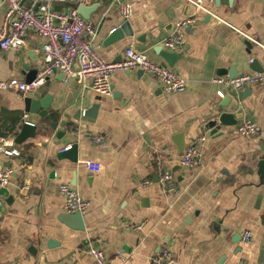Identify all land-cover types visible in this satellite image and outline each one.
<instances>
[{
  "label": "crops",
  "instance_id": "0c3cea01",
  "mask_svg": "<svg viewBox=\"0 0 264 264\" xmlns=\"http://www.w3.org/2000/svg\"><path fill=\"white\" fill-rule=\"evenodd\" d=\"M202 1L204 10L183 30L175 51L162 43L177 21L195 14L187 0L88 5H96L88 21L97 26L93 47L101 58L117 61L132 47L161 65L159 48L176 53L168 68L185 83L179 94L165 95L154 76L138 70L112 75L109 95L93 92L89 80L83 87L60 73L26 96L0 91V137L12 139L19 150L18 156L0 153V171H10L8 196H0V264H95L89 245L102 249L108 264H151L163 250L169 264H264V80L236 93L213 83L230 70L255 73L252 61L264 72V0ZM119 2L131 5L125 21ZM69 7L53 5L59 12ZM5 22L0 6V30ZM124 22L131 35L105 46L112 29ZM43 43L29 32L21 50L0 51V80L34 79L43 67ZM48 94V110L24 112L25 97ZM94 104L93 117L81 114ZM223 112L233 124L218 127V136L204 133L203 119ZM25 122L36 125L35 136L15 143ZM244 122L255 123L258 135H239L236 127ZM179 134L180 151L172 140ZM200 136L205 140L199 165L182 167L184 149ZM65 138L77 144L76 163L55 159ZM84 161L99 163L101 171L86 169ZM169 162L180 170L171 172ZM161 169L174 174L177 195L164 193ZM61 184L90 203L82 215L84 231L60 221L68 214ZM244 232L250 233L248 243L241 240Z\"/></svg>",
  "mask_w": 264,
  "mask_h": 264
},
{
  "label": "built area",
  "instance_id": "2783aa9c",
  "mask_svg": "<svg viewBox=\"0 0 264 264\" xmlns=\"http://www.w3.org/2000/svg\"><path fill=\"white\" fill-rule=\"evenodd\" d=\"M91 0H32L30 6H24L21 0H0V6L5 8V26L0 30V51L9 49L19 51L25 44V38L29 32L40 36L44 43L41 51L43 67L35 75L31 82L18 79L0 80L1 92L19 93L24 96L35 93L40 89L47 78L53 72L60 73L67 78H74L85 87V81L93 92L100 95H109L111 92L110 78L118 72L127 73L138 70L154 76L160 83L162 92L167 96L179 94L184 91V81L170 68L156 64L149 60L143 52L132 47L124 50L120 61H106L101 58L93 47V41L97 34V26L84 20L78 13V6H87ZM194 7L195 14L180 19L175 23L173 33L163 41L162 45L168 50L175 51L182 45L183 30L196 22V13L204 10L202 0H187ZM214 2L215 0H208ZM71 5L63 12L56 11L54 4ZM118 13L122 20H127L131 15V5L119 2ZM264 80L263 73H243L235 78L216 77L213 83L225 90L239 92L250 85ZM219 98L224 97L220 90ZM239 135L250 137L259 133V127L253 122H244L236 127ZM90 138V137H88ZM205 137L195 138L183 151L180 165L191 169L199 165V146ZM0 153L11 157L18 156L19 150L14 141L0 137ZM86 169L99 173L102 166L93 161L83 162ZM9 170L0 171V186L8 184ZM159 184L166 195H177L178 187L176 178L168 170H162ZM59 193L63 198V209L68 214H81L87 212L90 203L82 199L78 192L67 184L59 186ZM3 202L0 200V218L2 217ZM242 242L250 241V233L244 232ZM87 254L95 264H108L104 252L92 245L87 247ZM151 264H169V253L161 251L151 258Z\"/></svg>",
  "mask_w": 264,
  "mask_h": 264
},
{
  "label": "water",
  "instance_id": "95a60500",
  "mask_svg": "<svg viewBox=\"0 0 264 264\" xmlns=\"http://www.w3.org/2000/svg\"><path fill=\"white\" fill-rule=\"evenodd\" d=\"M219 0H215V2H217ZM23 4V2H21ZM94 6L96 5H92V6H78L77 7V13L84 19V20H89L88 14L94 9ZM131 33L129 31V25L128 22H124L121 25H119L118 27L112 29V31L110 32L109 36L107 37V39L104 42L105 46L114 44L120 40L123 39L124 36H130ZM160 56L163 59V63H161L162 66L165 67H172L174 64V61L176 58L179 57L178 54L176 53H171L165 50H162V48H159V52ZM121 58H118L117 61L114 62H118L120 61ZM251 70L255 71V73H263L262 69L260 67H258V64L255 61L250 62L249 64ZM54 74H56V72H53ZM64 75L60 74V77L63 78ZM237 76V74L233 71L230 70L228 73V78L233 79ZM33 80V79H32ZM30 81H25V82H31ZM245 93H248V90L245 91ZM52 101V96L51 95H45L43 98L41 99H34L32 97H25L23 99V104H24V112L25 113H30L32 115H39V113L41 112V110H48L50 103ZM96 110V104H94V106L90 109V113H83L82 111V115L84 116H88L90 114V116L88 117H93V113H95ZM80 114V111H79ZM237 119H239L236 116ZM203 125H202V131L204 133H209L210 136H218L221 134L218 127L221 126H231L233 124V120L231 118V115L229 113H216L215 115H211L205 119H203ZM35 130H36V125L34 124H30V123H23L20 129V132L18 133L16 139H15V143H21L24 140L28 139V138H32L35 136ZM64 136V132H59L57 133V136L62 135ZM178 150H182V142H180V134L176 135L173 139H172ZM62 148L56 153L55 155V159L58 161L61 160H68L70 162L76 163L78 160V156H77V144L74 142H71L68 138H65L64 140H62ZM166 166L170 168L171 172L175 173L176 171L180 170V167L178 166L177 163H173V162H169L166 163ZM0 196L2 197H6L7 195V191L5 189V187L0 186ZM60 221L66 225L67 227L71 228L72 230H76V231H84V224H83V220H82V215L81 214H65L62 215Z\"/></svg>",
  "mask_w": 264,
  "mask_h": 264
}]
</instances>
